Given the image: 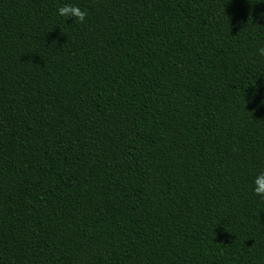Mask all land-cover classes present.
<instances>
[{"label": "trees", "instance_id": "16d2710c", "mask_svg": "<svg viewBox=\"0 0 264 264\" xmlns=\"http://www.w3.org/2000/svg\"><path fill=\"white\" fill-rule=\"evenodd\" d=\"M262 47L264 0H0V264H264Z\"/></svg>", "mask_w": 264, "mask_h": 264}, {"label": "clouds", "instance_id": "9594fccd", "mask_svg": "<svg viewBox=\"0 0 264 264\" xmlns=\"http://www.w3.org/2000/svg\"><path fill=\"white\" fill-rule=\"evenodd\" d=\"M56 12L59 16L67 19L75 18L79 23H84L87 12L82 10L75 4L65 3L63 6L58 7ZM260 55H264V47L258 48ZM252 191L257 197L264 198V171L255 173L252 178Z\"/></svg>", "mask_w": 264, "mask_h": 264}]
</instances>
